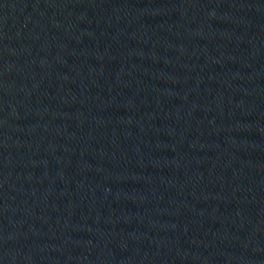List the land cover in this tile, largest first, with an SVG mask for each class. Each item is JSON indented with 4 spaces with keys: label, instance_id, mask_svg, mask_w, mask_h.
<instances>
[{
    "label": "water",
    "instance_id": "1",
    "mask_svg": "<svg viewBox=\"0 0 264 264\" xmlns=\"http://www.w3.org/2000/svg\"><path fill=\"white\" fill-rule=\"evenodd\" d=\"M0 264H264V0H0Z\"/></svg>",
    "mask_w": 264,
    "mask_h": 264
}]
</instances>
